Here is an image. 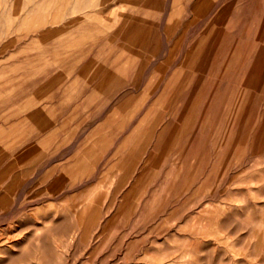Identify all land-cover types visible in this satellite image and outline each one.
<instances>
[{
	"label": "rangeland",
	"instance_id": "1",
	"mask_svg": "<svg viewBox=\"0 0 264 264\" xmlns=\"http://www.w3.org/2000/svg\"><path fill=\"white\" fill-rule=\"evenodd\" d=\"M0 264H264V0H0Z\"/></svg>",
	"mask_w": 264,
	"mask_h": 264
},
{
	"label": "bare ground",
	"instance_id": "2",
	"mask_svg": "<svg viewBox=\"0 0 264 264\" xmlns=\"http://www.w3.org/2000/svg\"><path fill=\"white\" fill-rule=\"evenodd\" d=\"M93 194V193H92Z\"/></svg>",
	"mask_w": 264,
	"mask_h": 264
}]
</instances>
